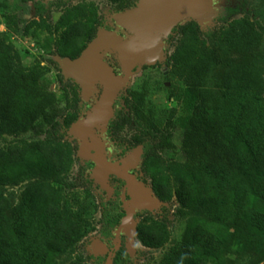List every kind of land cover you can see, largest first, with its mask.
<instances>
[{
	"label": "trees",
	"instance_id": "1",
	"mask_svg": "<svg viewBox=\"0 0 264 264\" xmlns=\"http://www.w3.org/2000/svg\"><path fill=\"white\" fill-rule=\"evenodd\" d=\"M2 1L13 8L35 0ZM109 1L120 10L134 3ZM44 8L38 4L36 9L42 18ZM76 15L67 11L61 25L70 24ZM6 19L8 31H0V133L33 132L46 138L26 147L0 150V264H60L57 255L66 254L82 238V226L63 215L62 195L51 183L69 167L68 153L55 143L53 131L62 126L68 129L79 119L78 111H73L79 96L74 90V99L63 107L47 93L50 83L45 72L24 67L22 55L11 41L19 16L8 12ZM179 29L184 36L204 34L209 45L199 48L184 42L168 59L188 70L184 102L194 113L182 130L186 160L175 169L181 180L177 214L190 219L182 248L164 264H224L225 256L236 248L256 264H264V0L253 20L244 17L207 33L197 21ZM97 31L96 11L85 22L70 24L59 43V56L79 57ZM221 42L228 43L229 55L221 54ZM226 67L230 69L222 76L219 95L207 87L208 75ZM133 97L137 101L134 112L142 118L145 94L135 92ZM130 120H114L109 129L122 131ZM146 137L161 139L159 150L169 146L162 123L153 116L133 146L144 145ZM144 147L143 171L153 172L154 190L159 197L168 198L172 195L170 176ZM24 178L32 182L20 204L13 206L7 187ZM122 217L114 221V227ZM137 235L146 246L160 247L169 235L168 221L141 223ZM127 258L122 244L113 264H122Z\"/></svg>",
	"mask_w": 264,
	"mask_h": 264
},
{
	"label": "rangeland",
	"instance_id": "2",
	"mask_svg": "<svg viewBox=\"0 0 264 264\" xmlns=\"http://www.w3.org/2000/svg\"><path fill=\"white\" fill-rule=\"evenodd\" d=\"M58 1L61 2L60 6L57 5ZM132 1L134 2L132 6L120 10L116 4L109 0H35L27 5L14 4L13 8H9L6 3L0 0V31H8L6 19L8 12L19 16L18 28L12 32L11 41L20 51L24 67L39 68L45 72L46 79L50 83L47 93L63 107H66L74 99L75 90L79 98L73 111H78L79 120L81 119L83 122L87 118L86 112L92 111L97 101L101 102L100 94L105 89L103 85L106 83V77L101 71L98 77L100 80L95 81L97 92L90 94L87 88L78 84L73 78H69L66 61L58 54L59 43L70 24L79 21L85 22L93 11L97 12L98 31L100 29L115 30L124 35L123 31L126 29L121 23L120 13L137 7L141 2V0ZM38 4L45 7L43 18L37 13ZM261 4L262 0H207L205 13L207 23H198L203 33L221 27L227 28L236 20L244 17L253 20L255 10ZM70 10L75 11L77 15L70 24L61 25L62 18ZM189 21L195 20L187 19L180 22L169 35L164 38L161 36L163 58L156 63L139 64L132 71L124 70L116 52L109 51L108 54L102 52L105 61L115 69L116 74L123 72L121 79H125V84L118 88L115 95L111 121L109 122L110 119H108L107 123H104L103 119L96 117L94 124L92 123L93 128L90 127V131L92 128L94 133L104 141L105 152L98 150L97 162L100 164L99 162L103 161L107 164L104 167V172L108 179L109 173H115L112 168H119L115 163H119L126 154L129 155L134 150L133 141L137 135L141 134L147 119L153 116L162 123L164 138L169 146L159 150L157 143L161 139H151L150 137L144 138V145L151 152L152 159H155L169 174L172 195L163 199L154 190L153 172L143 171L145 147L140 145L133 156V161L136 164L140 163L137 167L130 168L129 173L143 182L159 199L160 204L153 210L140 209L139 202H134L133 206H127L130 216L126 218L125 225L127 221L130 226L137 229L141 223L166 219L169 226L167 240L162 246L152 248L146 246L138 235H135L131 251L128 247L130 236L124 234L117 236V229L127 216L126 205L133 202L131 195H124L126 181L115 175H110L109 183L114 189L108 182L109 188H106L104 178L101 175L99 177V172L101 174L103 171L101 164L98 170V165L94 162L93 157L83 156L81 153V139L74 132L76 126L78 128L80 124L77 123L76 126L74 124L68 129L62 126L53 131V135L56 139L55 143L66 149L69 156V167L60 179L53 180L51 183L59 189L62 195L60 206L63 215L81 224L82 238L66 254L57 255L60 264H109V260L114 258L119 244L121 246L123 244L128 253V258L122 264H164L171 255L182 248L190 217H180L177 214V209L181 206L178 199L181 180L175 169L177 163H183L186 160L182 151V130L194 111L184 102V93L188 88V70L183 64L169 63L168 59L184 42H193L199 48H203L206 44L209 45L204 34L199 37L191 33L184 36L180 32V26ZM220 48L223 56L230 54L227 42H221ZM229 69V67L214 69L208 75L207 87L220 95L219 85L222 76ZM262 70L264 78V67ZM135 92L145 94L142 118L134 112L135 104H137L133 97ZM99 107L102 105L97 104L96 108ZM174 110L175 114L172 116ZM123 117H129L130 122L122 131L111 132L110 123ZM60 121L62 122V119ZM101 129L104 131L100 132ZM85 131H79L78 135L82 136ZM45 138V134L36 135L33 132L15 136L0 133V150H8L15 146L26 147L32 142ZM103 166L102 164V168ZM123 173H125V177L129 176L126 172ZM131 179L133 180H129V182L133 193L142 185L133 176ZM31 182V178H24L18 185L7 187V196L13 206L20 204L23 192ZM131 213L133 214L131 215ZM119 216L123 217L119 225L114 227V221ZM224 262V264H256V260L247 257L240 248H236L232 253L226 255Z\"/></svg>",
	"mask_w": 264,
	"mask_h": 264
},
{
	"label": "water",
	"instance_id": "3",
	"mask_svg": "<svg viewBox=\"0 0 264 264\" xmlns=\"http://www.w3.org/2000/svg\"><path fill=\"white\" fill-rule=\"evenodd\" d=\"M137 7L120 13L124 15L123 21L125 24L124 28L126 29V31H123L124 35H121L115 30L109 31L100 29L96 37L88 44L79 57L75 59L69 57L63 58L68 60L69 78H73L76 82L79 80L85 86H90L95 80L97 61H100L111 75L112 80L108 91L103 90L100 94V100H102L105 105L94 109L88 115L87 128H89L96 116L100 113H105L110 119L109 122L113 118V112H109V110L110 108L113 110L116 97L115 93L119 84V76L121 75L116 74L115 69L107 63L105 59L100 57L98 49L101 45L109 44L112 46L110 51L116 52L122 68L126 66L133 70L139 64H153L163 58V44L161 46V42H159L157 38V30L162 33L164 38L169 35L180 22L187 19L197 21L194 18V0H147L142 9L137 10ZM113 33H116V36L113 35ZM135 33H140L142 40H139ZM127 36L135 37V39H137L136 42H132ZM142 44L148 46V52L141 50V47L138 48V45L141 46ZM91 135L96 137L94 131L87 129L81 137L84 139ZM85 150H88V147L82 146L81 153ZM102 164L105 165L104 162H102ZM124 166L125 163H123L121 168L123 169ZM127 177L129 180H133L130 176ZM125 194H129L133 200L135 199L130 193L128 185H126L124 195ZM138 197L144 196L141 195ZM138 197H136V199H138ZM120 235L119 233L117 236L119 237ZM120 247V244L117 245V250H119ZM109 264H113V259L109 260Z\"/></svg>",
	"mask_w": 264,
	"mask_h": 264
},
{
	"label": "bare ground",
	"instance_id": "4",
	"mask_svg": "<svg viewBox=\"0 0 264 264\" xmlns=\"http://www.w3.org/2000/svg\"><path fill=\"white\" fill-rule=\"evenodd\" d=\"M147 0H141V2L139 3V5H138V7H137V10H140V9H142V7L144 6V4H145V2H146ZM206 1L207 0H194V2H195V14H194V18L198 21V22H200V23H204V22H206V20H207V17H206ZM123 17H124V15L123 14H121L120 15V20H121V23H122V25H124L125 26V24H124V21H123ZM207 23V22H206ZM205 26V25H204ZM136 34V36H137V38L139 39V40H142V37H141V34L140 33H135ZM162 36V33L160 32V31H158L157 30V38H159V37H161ZM66 62L68 63V60H66ZM132 71V70H131ZM67 72L69 73V69L67 68ZM100 72H101V70H99V71H97L96 70V77H95V80L93 81V83L90 85V86H85L81 81V83L83 84V86L85 87V88H87L88 89V91L90 92V94H94V92H97V87L95 86V81L97 80V76H99V74H100ZM106 84V83H105ZM125 84V79H120L119 78V84H118V86H117V89H116V93H117V91H118V88L119 87H121L122 85H124ZM110 86V85H109ZM108 89H109V87L107 88V90L106 91H108ZM116 93H115V95H116ZM86 97H88V96H86ZM101 104H102V106L103 105H105V103L102 101L101 102ZM97 109V108H96ZM109 112H112V108H110V110H109ZM96 117H98V118H100V119H103V122L104 123H107V120L109 119L108 117H107V115H105V113H100L99 115H97ZM95 120H96V118H95ZM94 120V121H95ZM93 121V122H94ZM92 122V123H93ZM79 131H83L84 132V130H87V129H90V127H92L93 126V124H91L90 126H89V128H87V125H88V122L87 123H82V121L81 122H79ZM79 134H80V132H79ZM83 134V133H82ZM96 144H97V146H98V150L100 151V152H105V145H104V143H103V141H101V142H97L96 141ZM137 152H139V151H137ZM101 161V160H100ZM103 162V161H102ZM100 164H101V170H103V171H101V174H100V172H99V177H100V175L104 178V184H105V187L106 188H109V185L107 184V182H108V179H107V175H106V173L104 172V170H105V165H107V164H105L104 166H103V168H102V163L101 162H99ZM112 169H114L113 171L116 173V174H118V175H122V176H124L125 175V173H123L122 172V170L120 169V168H112ZM130 181H132V180H130ZM142 188H144L143 186L142 187H140L137 191H135V192H133L132 193V195H133V197H135V199H134V201L135 202H139L140 203V205H141V207H140V209H149V210H153V209H155V208H157V206L160 204V201H159V199L153 194V192L149 189L148 190V193L144 190V192H142V194H141V189ZM141 195H143L144 197H138V196H141ZM136 197H138V199H136ZM131 215H132V213H131ZM130 216V215H129ZM123 228H124V224H122L121 226H120V228L118 229V231H117V234H121V232L123 231ZM124 233H129V235H130V238H129V241H128V247L130 248V250L132 251L133 250V246H134V243H133V237L136 235L135 233H136V229L133 227V226H130L129 225V222H127L126 221V225H125V229H124Z\"/></svg>",
	"mask_w": 264,
	"mask_h": 264
},
{
	"label": "flooded vegetation",
	"instance_id": "5",
	"mask_svg": "<svg viewBox=\"0 0 264 264\" xmlns=\"http://www.w3.org/2000/svg\"><path fill=\"white\" fill-rule=\"evenodd\" d=\"M123 27H125L124 25H123ZM108 34V33H107ZM113 35H115L116 36V33L114 34L113 33ZM128 37V36H127ZM128 39H131L132 40V42H136V40L137 39H135V37H128ZM161 39V37H159L158 38V40H159V42H161L160 44H161V46H162V44H163V41H161L160 40ZM139 47H141L140 49L141 50H143V51H146V52H148L149 51V48H148V46L147 45H141V46H139L138 45V48ZM110 49H112V46H110L109 44H103V45H101L100 47H99V49H98V52H99V55H100V57H102L103 59L105 58L103 55H102V52H104V53H109V51H110ZM65 61H66V59H64ZM66 67L68 68V63L66 62ZM122 69H130V70H132L131 68H128V67H124V68H122ZM121 69V70H122ZM99 70H101L102 71V73L105 75V77H106V84L105 85H103V86H105V89L104 90H107V88L109 87V85H110V83H111V75H110V73L107 71V69H105V67L102 65V63L100 62V61H97V71H99ZM123 74V72H121V75ZM121 75L119 76V78L121 79ZM98 77L99 76H97V80L96 81H98V80H100V79H98ZM76 81V80H75ZM77 82H78V84H81L82 86H83V84L79 81V80H77ZM101 102H102V100H101ZM101 102H96V105H95V107H94V109H96V107H97V104H101ZM102 105V104H101ZM93 109V110H94ZM92 110V111H93ZM92 111H90V112H86V114H85V116H87L88 117V115L92 112ZM87 118H86V120L85 121H83L82 123H87ZM82 120L80 119V120H78V121H76L74 124H75V126H76V124L77 123H79V122H81ZM103 122V121H102ZM73 124V125H74ZM95 126H96V123H95ZM106 126V125H105ZM93 128V127H92ZM91 128V130L93 131V129ZM106 128V127H105ZM103 129H104V123H103ZM103 129H101L100 130V132H103L104 130ZM75 132V134H76V136H78L79 137V139H81V143H82V146L83 147H88V150L86 151H84V152H82V155L83 156H85V155H89L90 157H93V160H94V162L98 165V170H99V167H100V164H98V162H97V160H98V148H97V144H96V141L98 142H101L102 140L96 135V137L95 136H93V135H91V136H89L88 138H82L81 137V135L79 136L78 135V133H79V128H77V126H76V130L74 131ZM104 142V141H103ZM140 146H137V147H135L134 148V150H132L130 153H129V155H127L126 154V156H125V158H122L120 161H119V163H115V165H117L123 172H126L129 176H133L144 188H142L141 189V194H142V192H144V190L148 193V190H149V188L143 183V182H141L140 180H138L134 175H132V174H130L129 172H130V168H132V167H137L138 165H139V163L140 162H138L137 164L133 161V156H134V154H135V151L139 148ZM141 156H142V154H141ZM141 159V158H140ZM107 161V160H106ZM108 162V161H107ZM109 163V162H108ZM123 163H125V166H124V168L122 169L121 167H122V165H123ZM111 164H113V163H111ZM110 175H115V176H117V177H119V178H121V179H124L125 181H126V184L128 185V188H129V191H130V193L132 194V190L133 189H131V187H130V182H129V178L128 177H125V176H122V175H118V174H116V173H109V175H108V183H109V176ZM101 184V183H100ZM102 185V184H101ZM109 185L112 187V185L109 183ZM103 186V185H102ZM112 189H114L113 187H112ZM106 191V190H105ZM115 191V190H114ZM114 191H113V193H114ZM143 196V195H142ZM142 198V197H141ZM134 200H133V202L132 203H128L127 205H126V210H127V216L123 219V221H122V224H124V228H123V231L121 232V234L123 235H128V237L130 236L128 233H124V229H125V220H126V218L127 217H129V211H128V208H127V206H133V204H134ZM133 213H134V211H133ZM132 213V214H133ZM121 224V225H122ZM120 227H118V229H119ZM118 229H117V231H118ZM116 234H117V232H116ZM120 249V248H119Z\"/></svg>",
	"mask_w": 264,
	"mask_h": 264
}]
</instances>
